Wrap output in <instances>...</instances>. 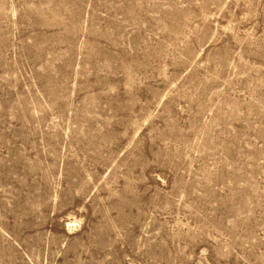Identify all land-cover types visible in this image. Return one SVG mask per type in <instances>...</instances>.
Masks as SVG:
<instances>
[{
	"label": "rangeland",
	"instance_id": "1",
	"mask_svg": "<svg viewBox=\"0 0 264 264\" xmlns=\"http://www.w3.org/2000/svg\"><path fill=\"white\" fill-rule=\"evenodd\" d=\"M0 264H264V0H0Z\"/></svg>",
	"mask_w": 264,
	"mask_h": 264
}]
</instances>
